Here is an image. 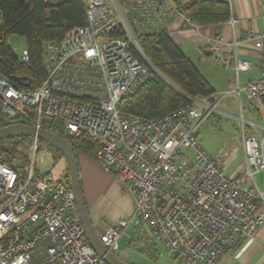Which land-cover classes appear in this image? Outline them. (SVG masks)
<instances>
[{
	"label": "built area",
	"instance_id": "2783aa9c",
	"mask_svg": "<svg viewBox=\"0 0 264 264\" xmlns=\"http://www.w3.org/2000/svg\"><path fill=\"white\" fill-rule=\"evenodd\" d=\"M113 2L115 13L105 0H83L85 24L43 42L45 76L33 90H20L0 75L2 125L52 124L65 137L85 134L98 145L96 162L133 199L129 217L103 225L100 241L109 251L118 249L131 225L129 247L143 254H157L159 243L179 264H215L238 241L253 240L264 222V188L255 180L259 174L264 185V134L252 132L259 124L240 113L245 171L230 176L203 149L197 130L227 95L238 100L240 112L242 99H264V30L235 34L231 16V40L216 34L207 41L215 60L227 62L217 52L222 46L233 52L236 76L252 66L237 56L239 47L257 41L259 77L215 93L212 102L194 99L193 106L145 119L121 109L124 98L159 75L137 39L168 32L173 16L196 30L200 25L167 0H133L124 8ZM119 29L122 35L114 36ZM19 61H29L26 49ZM36 151L30 139V152ZM34 165L0 160V264H107L85 239L70 188Z\"/></svg>",
	"mask_w": 264,
	"mask_h": 264
},
{
	"label": "trees",
	"instance_id": "16d2710c",
	"mask_svg": "<svg viewBox=\"0 0 264 264\" xmlns=\"http://www.w3.org/2000/svg\"><path fill=\"white\" fill-rule=\"evenodd\" d=\"M115 1L120 8H124L133 0ZM172 2L175 8L182 10L198 25L221 23L230 17L229 4L226 0H172ZM85 20L83 0H65L55 4L43 0H0V75L20 90H33L40 85L45 76L43 42L62 39L66 31L85 24ZM113 35H122V31L119 29ZM12 36L24 38L29 55L27 63L19 61V55L12 50L9 42ZM137 41L146 59L167 81L153 74L134 95L122 100L123 112L149 119L181 107L193 106L194 99L214 101L216 91L212 85L174 43L166 30L140 36ZM133 52L141 60L137 51ZM45 129L66 139L76 161L78 154L95 159L98 145L87 135L65 137L52 124L46 125ZM9 140L15 143L14 146L3 147L1 143L4 140L0 141V160L21 167L27 159L17 147L24 145L26 141L30 143V138L14 137ZM47 146L52 151L54 161L64 160L58 150L48 144ZM17 159H20V165L16 163ZM66 171L63 176L59 173L57 178L69 188Z\"/></svg>",
	"mask_w": 264,
	"mask_h": 264
},
{
	"label": "crops",
	"instance_id": "0c3cea01",
	"mask_svg": "<svg viewBox=\"0 0 264 264\" xmlns=\"http://www.w3.org/2000/svg\"><path fill=\"white\" fill-rule=\"evenodd\" d=\"M174 5L172 0H167ZM185 1V0H183ZM229 4L230 17L237 20L234 28L235 34L241 31L253 28L256 32L264 30V0H226ZM168 34L174 43L184 52V54L191 60V62L199 69L204 78L212 85L217 93L231 90L235 84H244L251 79L259 77L258 54L259 44L257 41H251L243 44L237 51L239 58H244L251 61L252 66L248 71L238 73L236 76L234 70V54L226 47L222 46L218 49V53L227 60L226 63L215 60L213 52L208 44V39L216 34H221L225 42H229L232 38V28L228 21L207 25H200L198 30L190 26L182 24L181 20L173 16L169 22ZM26 49V48H25ZM228 102L222 103L219 101V107L213 116H229L230 110L226 108L227 105L234 103L237 99L233 97L228 99ZM246 109L245 118L254 121H264V99L259 98L254 101L242 99ZM239 103V102H238ZM243 111V108L242 110ZM263 119V120H262ZM2 119L0 117V126H2ZM256 122V121H255ZM249 132L251 130L249 129ZM242 141V136H241ZM241 141L239 144L228 150L227 154L218 157L219 162L226 172V174L242 175L245 171V163L243 159V151ZM42 154L52 155V151L43 148ZM77 165L81 169V190L84 201L88 210L90 220L99 237L103 232V225L105 223L114 224L118 220L130 215L133 211V199L129 193H121L117 180L111 174L105 173L96 162L95 159L85 155L79 154ZM54 161V158H53ZM65 161L58 159L55 161L56 170H46L55 177L63 176V166ZM258 180L263 183L262 178L257 174ZM249 184L246 188H250ZM264 188V185H263ZM122 237V236H121ZM119 239V246L120 241ZM127 243V245H126ZM129 242L125 239L124 244L128 249ZM117 249V250H118ZM160 251V250H157ZM143 258L149 261L141 262L139 258L133 257L130 264H179L164 253H149L143 254L138 251ZM114 254V253H113ZM115 255V254H114ZM116 256V255H115ZM120 259L118 256H116ZM122 260V259H120ZM124 261V260H122ZM126 262V261H125ZM215 264H264V222L259 227L256 237L251 241H238L234 246L226 250V252L219 257Z\"/></svg>",
	"mask_w": 264,
	"mask_h": 264
},
{
	"label": "rangeland",
	"instance_id": "374dc122",
	"mask_svg": "<svg viewBox=\"0 0 264 264\" xmlns=\"http://www.w3.org/2000/svg\"><path fill=\"white\" fill-rule=\"evenodd\" d=\"M105 1L107 3L109 10L115 13L116 10H115V4L113 0H105ZM9 42H10L12 50L17 55H20L22 50L26 48V43H25L24 38L12 36L9 39ZM233 97H234L233 95H227L221 101H223L222 103H225L229 101L228 99H232ZM219 104L217 105V107H219ZM226 108L230 110L231 115L229 116L219 115L218 117V116H213L216 113L214 112L210 114L208 117H205L201 121L198 127V130H197L198 140L201 146L208 154L212 156H219V155L225 156L228 150L232 149L233 146L239 144V142L241 141V119L239 118V116H240V113L242 116L244 117L246 116V109L244 106V101L242 100L243 111L241 112H240L238 100H236L234 103L227 105ZM254 121H256L259 125L257 127V130L252 129L253 130L252 132L257 133V134L259 132L260 134L263 135L264 128L262 127V125H264V121L259 122L255 119ZM249 129H251L250 126L245 127V130L248 132H249ZM14 144L15 143H13V141L9 139L4 140L1 143L3 147H7V146L11 147V146H14ZM43 148L49 149L47 144L41 142L35 154L32 155V153L30 152L29 141H26L24 145L22 146H18L17 150L19 152L24 153L27 159V161L21 167L28 165L33 160L35 164L34 166H35L36 172H45L46 170L47 171L52 170V172H54L57 167L55 165V161H53V156L42 154L41 150ZM79 158H80V155L78 154L77 159L79 160ZM19 162H20V159H17L16 163L18 165H20ZM64 164L65 165L63 166V172L66 171V163ZM78 172H79V178H81L82 173H81L80 165H78ZM255 180L257 184L259 185V187L263 188V183L261 184L260 180H258V176L255 177ZM118 186H119L120 192L124 194L125 192L121 189V186L119 185V183H118ZM127 217H129V215L126 216L125 218ZM133 233H134V229L131 225H129L125 229V233L121 237V241H120L121 245L119 249L114 251L113 253L116 256H118L120 259L124 260V262L126 261V263L132 261L133 257L139 258L140 260H142L141 261L142 263L143 262L148 263L149 262L147 260L148 256L146 258H143L142 256H140L141 254L138 252V250L133 249V248L128 249L127 247H125L127 245V243L126 245L124 244L125 239L129 242V236H132ZM156 249L160 250L158 251V253L165 252L163 247L159 243L156 244Z\"/></svg>",
	"mask_w": 264,
	"mask_h": 264
},
{
	"label": "water",
	"instance_id": "95a60500",
	"mask_svg": "<svg viewBox=\"0 0 264 264\" xmlns=\"http://www.w3.org/2000/svg\"><path fill=\"white\" fill-rule=\"evenodd\" d=\"M159 76L167 81L162 75L159 74ZM14 137H28L30 139H35L36 149H38L40 143L43 142L61 153L65 160L68 171L69 188L72 192L74 202L76 203L80 222L82 227L84 228L85 236L89 245L94 250L95 254L107 264H130L118 259L113 254V252L109 251L101 243L100 237L96 233L90 220L88 210L84 201L75 155L66 139L47 129H37L32 125L23 123H12L0 126V141Z\"/></svg>",
	"mask_w": 264,
	"mask_h": 264
}]
</instances>
